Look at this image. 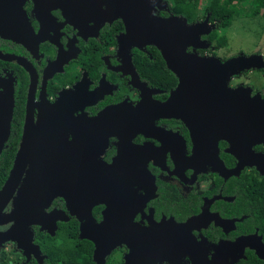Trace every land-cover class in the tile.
I'll use <instances>...</instances> for the list:
<instances>
[{"label":"flooded vegetation","instance_id":"flooded-vegetation-1","mask_svg":"<svg viewBox=\"0 0 264 264\" xmlns=\"http://www.w3.org/2000/svg\"><path fill=\"white\" fill-rule=\"evenodd\" d=\"M6 1V6H18V0ZM163 1L166 7L155 8V15L184 17L173 14L171 4ZM21 8L33 37L26 30L22 41L0 36V52L21 62L0 59V92L13 98L10 129L17 125L15 152L25 131L28 103L32 106L28 117L36 125L41 102L52 104L65 98L72 106L71 112L63 121L57 116L53 128L44 135L64 134L56 141L71 142L64 149L65 159L77 170L91 167L88 153L95 151L97 161L105 166L98 190L103 200H111L118 208L123 202L129 205L135 201L138 205L132 190L138 197L146 191L153 195L134 212L133 221L141 226H147L149 219L155 223L164 219L177 225L201 216L191 229L194 241L188 244L197 255L196 262L250 264L256 258L264 261L256 252L259 249L264 253V144L253 147L256 157L236 156L227 140L215 142L219 133L210 129L211 122L199 121L197 114L174 116L181 106H174L179 110L169 109L165 117L152 119L156 128L152 131H144L142 122L147 126L151 119L145 112L140 114L138 125L123 123L119 113L92 122L108 107L117 109L123 103L136 107L144 99L167 101L176 89L177 76L166 66L159 51L166 69L176 80L168 82L169 77L164 74L153 79L145 70L141 72L137 57L147 59L153 68L159 61L151 49L156 47L147 44L142 48L132 46L128 53L120 50L118 38L125 32L123 20H106L110 17L106 6L97 2L22 0ZM197 53L209 56L206 50ZM230 81V87L239 85ZM255 92L258 90L253 89L252 94ZM259 92L264 97V91ZM39 141L45 138L33 136L31 140ZM82 171L83 175L89 174L88 170ZM56 198L63 203L62 207L58 201V206L53 205ZM54 199L45 211L62 210L68 216L66 221L57 222V230L59 223L71 218L78 221L67 211L63 198ZM106 207L105 203L92 207L91 214L97 222L103 218ZM10 209L9 205L6 211ZM79 226L78 221V229ZM32 228L34 242L37 232L47 233L38 226ZM242 238L247 240L240 242ZM186 239V231L177 232L167 250L169 262L159 264H194L186 254ZM16 250L25 258L21 250ZM114 251L123 264L127 246L122 244ZM31 260L37 262L33 256L28 262Z\"/></svg>","mask_w":264,"mask_h":264},{"label":"water","instance_id":"water-1","mask_svg":"<svg viewBox=\"0 0 264 264\" xmlns=\"http://www.w3.org/2000/svg\"><path fill=\"white\" fill-rule=\"evenodd\" d=\"M84 1L106 6V13L110 16L106 20L111 21L116 17L123 20L125 32L118 38L120 50L128 53L132 46L142 48L151 44L157 48L166 66L178 78L176 89L167 101L144 99L136 107L124 103L118 105L117 109L116 106L108 107L92 122L119 113L122 114L123 123L138 125L141 122L140 114L145 112L151 119L147 126L142 122L144 131H152L156 130L152 126V119L165 117L170 113L169 109L179 110L174 106H181V111L174 116L197 114L199 121L211 122L213 126L210 129L218 131L215 142L217 139L227 140L230 150L236 156L256 157L253 147L264 144V97L259 91L252 94L253 88L248 85L230 87L229 81L243 71L264 69L263 55L241 54L225 60L214 55H199L197 50H206L211 44L202 36L208 35L215 28V24L209 22V14L193 23H189L185 17L161 18L154 14V10L166 7L163 0ZM6 2L0 0V36L22 41L26 30L33 37L21 8L22 0L17 1V7L6 6ZM0 59L21 63L14 56L2 52ZM27 108L24 134L15 152L12 167L0 188V252L5 243L13 242L22 251L25 262L33 256L38 264H42L45 255L34 242L32 227L38 226L40 231L55 235L57 222L66 221L68 216L62 210L46 212L45 209L55 197H60L64 199L67 211L80 223L79 238L93 243L92 259L95 264H106L108 256L122 244L128 248L123 264L169 262L167 250L170 248V240L179 231H186V254L194 264H220L215 261L196 262V254L188 245L194 241L191 229L201 216L191 217L177 225L169 224L171 221L166 222L164 219L159 223L149 219L147 226H141L133 221L134 212L153 195L146 191L144 196L138 197L132 190L138 199V205L135 201L129 202V205L123 202L122 206L116 208L111 200H103L98 192L100 173H103L105 166L97 161L95 151L88 153V162L91 164L89 169L77 170L68 165L69 162L65 159L67 151L64 149H68L71 142L56 141L64 136L63 133L44 135L49 128H53V121L57 116L63 121L71 112L72 106L67 99L60 98L52 104L41 102L40 119L36 125L31 116L28 117L32 113L29 103ZM12 112V95L0 92V152L10 133ZM33 136L43 137L45 141L32 143ZM194 145L197 151L198 145ZM82 170H88L89 174L83 175ZM147 173L145 175L152 183V178ZM100 203H105L107 207L103 218L97 222L92 217L91 210ZM9 205L11 209L6 211ZM216 222L222 223V220ZM246 240L247 238H242L240 242ZM256 252L264 259V253L261 254L259 249Z\"/></svg>","mask_w":264,"mask_h":264},{"label":"trees","instance_id":"trees-1","mask_svg":"<svg viewBox=\"0 0 264 264\" xmlns=\"http://www.w3.org/2000/svg\"><path fill=\"white\" fill-rule=\"evenodd\" d=\"M166 1L171 4L173 14L184 16L190 23L200 21L209 14V22L214 23L215 28L208 35H204L203 38L207 39L212 45L214 44L216 48L224 47L227 44V37L224 34H220L219 30L228 27L235 18L259 14L264 17V0H202L204 2L202 9H197L196 1L192 0ZM151 49L154 54H157L159 64L157 63L153 68L152 66L150 68L148 60L142 61L140 56H138L139 70L141 72L145 70L153 79L156 75H167L169 77L168 82L171 80L174 82L176 80L174 74L166 69L162 58L158 55V50L154 47ZM203 51L205 50H198L199 53H203ZM145 67L147 69H144ZM14 117H16L15 114ZM16 127L17 125L13 128L11 127L8 139L0 152V188L8 176L15 156L18 139ZM54 200L53 205H57L58 201L62 207L63 203L60 200L57 198ZM78 235V221L75 218H71L68 222L59 223L58 230L54 236L37 232L35 242L39 245L41 253L45 255L42 264H95L92 259L93 243L87 239H80ZM114 254L115 251L108 256L106 264H122V260L120 258L115 259ZM21 261H25V258L21 256L14 245L10 255L4 249L0 252V264H8L10 262L20 264ZM24 264L38 263L31 260ZM250 264H264V261L256 258L255 261H250Z\"/></svg>","mask_w":264,"mask_h":264},{"label":"rangeland","instance_id":"rangeland-1","mask_svg":"<svg viewBox=\"0 0 264 264\" xmlns=\"http://www.w3.org/2000/svg\"><path fill=\"white\" fill-rule=\"evenodd\" d=\"M192 1H196L197 9L204 7L202 0ZM219 33L227 37V44L221 48H216L214 44H210L206 49V54L217 56L222 60L241 54L247 56L261 54L264 56V17L262 15L235 18L228 27L220 29ZM230 83L232 85L249 84L255 90L264 91V69L244 71L239 77L232 78ZM12 248L11 242L5 243L3 247L9 255ZM114 258L119 259L117 253L114 254ZM9 264H14V262Z\"/></svg>","mask_w":264,"mask_h":264}]
</instances>
